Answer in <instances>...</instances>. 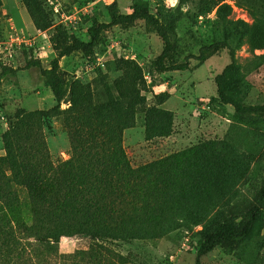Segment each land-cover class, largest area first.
<instances>
[{"label": "rangeland", "instance_id": "obj_1", "mask_svg": "<svg viewBox=\"0 0 264 264\" xmlns=\"http://www.w3.org/2000/svg\"><path fill=\"white\" fill-rule=\"evenodd\" d=\"M114 3L122 14L147 4L167 19L175 28L177 62L228 36L237 68L227 93L246 105H264V0H0V45L16 31L36 39L43 47L39 60L50 69L74 40H90L93 19L110 21ZM163 49L143 21L104 31L92 54L61 60L70 93L58 103L40 69L27 66L36 58L24 48L15 60L17 74L0 89V157L7 154L4 134L16 124L31 127L23 118L37 113L41 120L33 119L31 128L42 125L53 161L68 160L71 110L108 125L133 166L146 167L133 208L142 221L139 239L62 238L61 254L81 252L77 264H195L204 233L236 227L258 201L264 117L238 114L220 101L216 77L230 63L227 51L201 64L191 59L189 70L163 73L155 64ZM94 245L91 262L86 254ZM203 264H264V213L248 238L218 246Z\"/></svg>", "mask_w": 264, "mask_h": 264}, {"label": "trees", "instance_id": "obj_2", "mask_svg": "<svg viewBox=\"0 0 264 264\" xmlns=\"http://www.w3.org/2000/svg\"><path fill=\"white\" fill-rule=\"evenodd\" d=\"M131 9L130 14H122L114 3L109 9L110 21L93 19L88 30L90 40H74L53 60L50 69H45L39 59L28 61L29 68L40 69L58 103L70 93L60 66L64 57L76 52L89 56L104 31L143 21L148 31L163 42V52L155 61L160 72L189 70L191 59L201 64L226 50L230 63L216 77L220 101L238 114L264 117V105H246L227 93L237 68L236 51L228 36L202 46L199 55L177 62L173 58L174 26L151 12L147 4H136ZM14 64L0 62V89L8 77L17 74ZM66 114L72 145L68 160L53 161L42 125H37L39 130L35 132L31 128L33 119L41 120L37 113L23 118L25 126L31 127L23 130L16 124L3 136L7 154L0 157V264H77L74 260L81 252L61 254L62 238L87 237L95 243L101 239L135 240L141 235V216L135 215L133 208L145 165L133 166L121 143L114 142L105 129L108 125L84 121L73 116L71 110ZM263 213L264 184L257 203L236 227L215 226L204 233L195 264H203V258L218 246L238 244L248 238ZM96 247L92 246L86 254L91 262Z\"/></svg>", "mask_w": 264, "mask_h": 264}, {"label": "built area", "instance_id": "obj_3", "mask_svg": "<svg viewBox=\"0 0 264 264\" xmlns=\"http://www.w3.org/2000/svg\"><path fill=\"white\" fill-rule=\"evenodd\" d=\"M26 48L31 50L35 54L36 59H40L41 54L39 51L43 48L39 46L38 41L27 37L20 32H13L9 36V39L0 45V53L2 55L1 63L3 65H11L15 62L19 52Z\"/></svg>", "mask_w": 264, "mask_h": 264}]
</instances>
